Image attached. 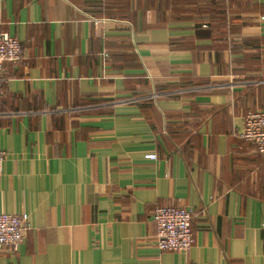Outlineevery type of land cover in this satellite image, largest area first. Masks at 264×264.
<instances>
[{"label":"crops","instance_id":"0c3cea01","mask_svg":"<svg viewBox=\"0 0 264 264\" xmlns=\"http://www.w3.org/2000/svg\"><path fill=\"white\" fill-rule=\"evenodd\" d=\"M210 1L0 0L22 49L0 213L31 224L0 264H264V154L238 137L264 106V0ZM157 205L190 211L187 251L157 248Z\"/></svg>","mask_w":264,"mask_h":264},{"label":"built area","instance_id":"2783aa9c","mask_svg":"<svg viewBox=\"0 0 264 264\" xmlns=\"http://www.w3.org/2000/svg\"><path fill=\"white\" fill-rule=\"evenodd\" d=\"M106 56V52L103 53ZM22 60L19 40L0 29V85L4 82V63H18ZM264 68V63H263ZM238 137L250 141L256 151L264 154V106L249 111L243 120V128ZM5 152L0 147V177L2 175ZM155 158L154 154L146 156ZM155 224L156 246L159 250L185 252L191 246L192 232L190 211L184 206L157 205L152 210ZM31 229L27 214L0 213V252L8 248L18 251L25 233Z\"/></svg>","mask_w":264,"mask_h":264},{"label":"trees","instance_id":"16d2710c","mask_svg":"<svg viewBox=\"0 0 264 264\" xmlns=\"http://www.w3.org/2000/svg\"><path fill=\"white\" fill-rule=\"evenodd\" d=\"M200 1H207V4H209V6H210V2H212L211 3L212 5L217 4V1H210V0H194L192 2L190 0H155V3L160 9L165 8V9L173 10L175 8H180V7L182 8L189 6L192 7ZM218 4L220 5L221 2H219Z\"/></svg>","mask_w":264,"mask_h":264}]
</instances>
